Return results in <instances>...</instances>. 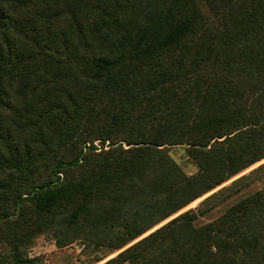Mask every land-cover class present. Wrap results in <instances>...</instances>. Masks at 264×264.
Returning <instances> with one entry per match:
<instances>
[{
    "label": "trees",
    "instance_id": "trees-1",
    "mask_svg": "<svg viewBox=\"0 0 264 264\" xmlns=\"http://www.w3.org/2000/svg\"><path fill=\"white\" fill-rule=\"evenodd\" d=\"M201 1L167 0L168 38L92 58L84 81L78 47H40L49 0H0V264L47 234L124 250L105 264H264V189L199 224L264 165L140 240L264 160V0Z\"/></svg>",
    "mask_w": 264,
    "mask_h": 264
},
{
    "label": "rangeland",
    "instance_id": "rangeland-1",
    "mask_svg": "<svg viewBox=\"0 0 264 264\" xmlns=\"http://www.w3.org/2000/svg\"><path fill=\"white\" fill-rule=\"evenodd\" d=\"M160 1L161 3L163 1L162 7H156L155 9L151 7L150 12L141 9L142 4L148 2L147 0H87L85 2L76 3L73 6L67 5V3H65L66 1L59 2L58 0H49L50 6H53L51 7L53 11L50 14L52 26L50 28L51 32L54 34V39L52 41L54 44L45 43L44 39L46 38H44L40 42V47H56V41L59 47H78L82 55L80 57L72 56L67 60L73 65L75 71H79L82 74L80 75V80L91 81L93 75H90L92 74V70L89 66L93 63L88 62H90L92 58L120 49L130 50L132 47H137L138 41H140V43H148L151 41H162L168 38L169 30L168 22L166 21V12L169 7L167 6V0ZM196 1L202 3L201 0ZM137 2L140 4L138 7ZM176 6L178 5L175 4V6L171 8L172 11H175ZM52 16L53 19L51 20ZM211 17L212 15L210 13L209 16H206L208 19ZM179 19V12L175 11L172 19L173 27ZM45 30L43 31L45 32ZM45 33L42 35L45 36ZM163 47L170 46L165 45ZM179 47L180 44L178 42L170 49H178ZM172 56L174 62H177L179 54L176 52L172 54ZM56 60L67 61L66 59L60 58ZM147 63H153V60H149ZM120 144L127 148L125 143ZM91 145L97 149V153H101L103 150L110 149L111 141L96 140L92 144H88L89 147ZM170 154L184 169L187 175L192 176L197 174L198 170L187 158L184 148H174ZM262 165H264V160L225 183L215 191L196 200L172 219L167 220L146 233L140 240L156 232L176 217L188 211L196 210L206 199L217 194L221 189L230 187L235 181L249 175ZM262 189H264V176L245 182L240 186L236 195L224 202H220V204H216V207L213 208L210 213L200 218L199 224L210 223L222 215L237 201ZM123 251L115 252L110 248H106L102 245H94L85 240L76 241L70 245L59 246L55 238L47 234L34 239L32 245L25 246L23 257L25 260L31 261L28 264H105L116 258ZM7 253V247L0 243V256L7 255Z\"/></svg>",
    "mask_w": 264,
    "mask_h": 264
}]
</instances>
